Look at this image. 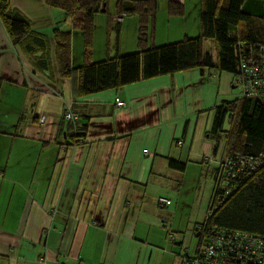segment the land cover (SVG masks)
<instances>
[{
	"label": "crops",
	"instance_id": "1",
	"mask_svg": "<svg viewBox=\"0 0 264 264\" xmlns=\"http://www.w3.org/2000/svg\"><path fill=\"white\" fill-rule=\"evenodd\" d=\"M11 7L48 36L49 53L46 66L34 62L0 20V264H181L190 245L176 221L180 195L170 187L176 171L168 158L201 162L212 154L207 131L232 74L195 68L74 100L51 30L68 18L45 0H11ZM136 46L119 42L123 53ZM79 54L73 46L74 66L84 62ZM103 57L93 48L92 60ZM72 102L89 118L85 141L68 146L61 127ZM198 223L188 224L194 237Z\"/></svg>",
	"mask_w": 264,
	"mask_h": 264
},
{
	"label": "trees",
	"instance_id": "2",
	"mask_svg": "<svg viewBox=\"0 0 264 264\" xmlns=\"http://www.w3.org/2000/svg\"><path fill=\"white\" fill-rule=\"evenodd\" d=\"M45 1L50 7L64 11L66 18L72 19L71 29L80 31L83 36L84 62L74 66L72 32L55 28L52 33L58 72L61 77L71 79L74 100L195 68L202 73L209 69L232 74V87H238L242 95L225 99L213 107L214 121L207 131L215 142L212 150L216 162L212 169L213 192L206 217L196 227L195 252L183 255L181 264L188 258L204 259L202 246L219 239L221 243L231 241L234 233L241 236L235 238V243H249V238L254 237L264 241V10L258 0H200V34L185 35L180 40L160 45H155L153 36L159 0H116L114 11L109 13L110 26L115 25L116 30V50L113 55L108 52L99 60H92L94 16L100 11H108V0ZM184 7L182 0H168L171 15H182ZM133 15L138 16L137 37L133 31L138 46L134 51L123 53L119 49L122 24L125 18ZM75 17H79L78 22ZM0 20L11 42L22 51L34 54V62L37 60V64L46 66L48 36L33 29L29 18L21 10L11 7V0H0ZM205 38L216 41V59L204 50ZM38 52L41 54L36 56ZM236 77H240L242 83L238 84ZM3 82L0 77V92ZM68 110L77 117L68 119L65 116ZM88 118L76 103L66 104L61 127L65 145L74 146L85 141ZM179 142L175 141L176 144ZM220 152L222 156L218 161ZM168 163L178 173L187 165L185 160L171 157ZM171 233L174 237H169L175 238V233ZM255 246L254 243L247 250L241 263L231 262L235 256L233 248L238 254L241 250L237 245H228L223 249V255L216 254L217 258L209 259L212 263L207 264H264V245L254 252ZM252 251L257 260H249Z\"/></svg>",
	"mask_w": 264,
	"mask_h": 264
},
{
	"label": "rangeland",
	"instance_id": "3",
	"mask_svg": "<svg viewBox=\"0 0 264 264\" xmlns=\"http://www.w3.org/2000/svg\"><path fill=\"white\" fill-rule=\"evenodd\" d=\"M184 3V13L182 15H171L168 11V0H159L156 21L153 30V36L155 45H160L168 42H174L184 38L185 34L191 33L196 34L200 32V0H182ZM258 4H261L264 10V0H258ZM116 0H108V11H100L94 16L95 32L94 39L92 43V48L101 54V56H107L108 52L113 55L116 50V30L115 25L110 26V16L115 9ZM57 9V8H55ZM59 11H62L59 9ZM64 13V11H63ZM113 15V14H112ZM66 17V16H64ZM62 17V18H64ZM77 22L79 17L74 18ZM126 19V25L123 27V33L120 35V43L122 45H129L134 36L137 37L138 33V16H129ZM132 21L134 22V28L132 26ZM67 24L64 25L63 29L56 27V29L65 30L68 29L72 32L71 49L77 52L78 48L81 49V54L79 56L84 57L85 45L83 41V36L81 34V45L76 41V31L72 28V19L68 18ZM79 25V24H78ZM112 25V24H111ZM54 28L51 30L53 31ZM134 31V36H133ZM53 33V32H52ZM200 34V33H199ZM138 46V45H137ZM136 46V47H137ZM204 50L210 52L216 59L218 53V46L216 41L212 38H205L203 40ZM93 57V54H92ZM240 89L233 88L228 93H224L220 99H235L241 97ZM222 100H218L220 102ZM225 127H229V122L226 121ZM220 154L218 158H220ZM210 156V159L207 160ZM215 158L211 153L205 154L202 161H187V165L184 171L173 174V181H169L172 191H176V196L180 195L179 205L180 210L177 216V223L182 224L180 234H186V245H190V254L195 252L197 246L198 238L192 235L193 230L191 225L188 224L193 221L201 222L205 219L207 214V207L210 196L213 192L214 180L212 175V169L214 167ZM204 161V162H203ZM170 198V197H169ZM177 202V201H176ZM188 227V228H187ZM189 235V236H188ZM193 237V238H192ZM192 238V240H191Z\"/></svg>",
	"mask_w": 264,
	"mask_h": 264
},
{
	"label": "built area",
	"instance_id": "4",
	"mask_svg": "<svg viewBox=\"0 0 264 264\" xmlns=\"http://www.w3.org/2000/svg\"><path fill=\"white\" fill-rule=\"evenodd\" d=\"M241 78L240 77H236V82H238V84L242 83L241 82ZM116 103L118 106H124L126 103L120 99L119 97H116ZM68 119H75L77 117V115L75 113H73L72 111L68 110V112L66 113L65 115ZM40 121L43 122L45 121V116H41L40 117ZM180 144L182 143L181 140L179 142ZM207 157H209L207 160L210 159V156L209 155H206ZM213 156V155H212ZM221 154H220V158H221ZM218 161H220V159L218 158ZM249 163V162H248ZM159 202L162 203V204H170L171 203V199L167 198V197H164V196H161L159 197ZM234 239L233 240H226V243L222 242L221 243V240L219 239L218 242L216 243H210L208 246L207 245H204L202 246L201 248V253L204 255V259L203 258H199V259H190L188 258V260H186L185 264H207V263H212L211 260L209 259H214V258H217L215 255L216 254H219V255H223L224 251L223 249L224 248H228V245H231L232 247H235L236 245L238 246L237 248H239L241 250V254H238L237 252H235V249L233 248L232 252L235 254L234 258L231 260V262H235V263H241L242 262V259H243V255L246 254L247 250L251 249V247L253 246V244L255 243L256 246L254 248V252L257 251V249H259L260 247H262L264 245V241L260 238H249L251 239L250 241H248L249 243H244V244H241L240 242H237L235 243V238H238V235L237 233H234ZM170 237H174L173 233H170L169 234ZM221 237V236H220ZM241 237V236H240ZM221 239H223V237H221ZM258 244V245H257ZM252 251V254L250 255V259H256L257 256H254V253ZM206 253V254H205ZM225 261H227V259H224ZM257 260V259H256ZM260 262V261H258ZM66 264H75V263H71V262H67ZM249 264V262H248Z\"/></svg>",
	"mask_w": 264,
	"mask_h": 264
},
{
	"label": "water",
	"instance_id": "5",
	"mask_svg": "<svg viewBox=\"0 0 264 264\" xmlns=\"http://www.w3.org/2000/svg\"><path fill=\"white\" fill-rule=\"evenodd\" d=\"M102 10H105L104 8ZM198 235V233L196 234V236Z\"/></svg>",
	"mask_w": 264,
	"mask_h": 264
}]
</instances>
